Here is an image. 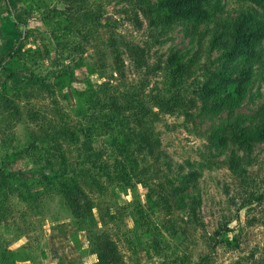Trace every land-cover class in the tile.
<instances>
[{"label":"rangeland","instance_id":"374dc122","mask_svg":"<svg viewBox=\"0 0 264 264\" xmlns=\"http://www.w3.org/2000/svg\"><path fill=\"white\" fill-rule=\"evenodd\" d=\"M41 4L91 8L100 25L91 30L78 22L58 40L33 0H0L2 59L23 36L12 61L18 77L0 75V92L5 88L19 110L0 108V250H22L31 258L23 264L96 262L87 232L73 227L58 195L36 184L41 171L49 172L43 144L55 126H86L74 111L76 94L91 88L138 94L136 109L117 116L114 127L106 128L103 112H97L93 144L104 150L113 179L96 169L100 183L85 186L98 230L116 242L124 264H264V8L248 0H209L206 19L166 22L160 0ZM239 23L263 38L253 55L229 70L251 71L241 101L212 111L197 90L223 70ZM111 38L120 51L118 65ZM131 46L143 48L145 65ZM174 54L184 70L171 85ZM32 76L51 86L36 92L23 83ZM172 94L179 105L165 112L158 101ZM117 130L116 136L127 134L126 155L118 158L107 139ZM218 138L224 144L218 146ZM65 154L77 166V149ZM119 164L127 170L124 179L116 176ZM191 171L197 176L187 182L182 175Z\"/></svg>","mask_w":264,"mask_h":264},{"label":"trees","instance_id":"16d2710c","mask_svg":"<svg viewBox=\"0 0 264 264\" xmlns=\"http://www.w3.org/2000/svg\"><path fill=\"white\" fill-rule=\"evenodd\" d=\"M6 1V0H5ZM39 9H42L44 21L51 27L54 35L60 40L67 34V29L71 26H76L77 23L83 24L86 28L93 30L95 23L99 22L98 14L91 8L84 6H66L63 9L55 7L50 8L44 3L45 0H33ZM209 0H160V6L164 11L166 22L181 21L195 19L201 21L208 17L206 4ZM256 5L264 8V0H248ZM14 22L15 19L13 18ZM238 34L232 35L233 44L230 50L224 54L223 70L217 73H212L209 78L198 88L197 95L202 99L203 103L209 104L208 109L219 111L224 108H232L237 105L243 98L246 85L251 77V71L241 70L240 74H232L230 68L236 64L239 58L248 59L254 54L256 46L263 38L262 32L253 31L248 27L239 23ZM23 36L17 40L15 46L10 50L7 56L2 59L0 53V75L6 80L18 77L17 71L12 66V61H16L20 54V48L16 46L22 40ZM109 49L113 54V59L116 65L122 62L120 51L115 44L113 38L109 41ZM140 66L145 65L143 59V48L131 46L129 48ZM171 66V85L176 82L184 70V64L180 62L179 56L174 54L169 58ZM60 78L55 81V85L60 84ZM27 86H34L32 89L38 92V89H48L51 85L46 83L41 78L35 76L30 77L23 82ZM38 86V87H35ZM91 88L82 92H77V106L75 113L77 116L86 122V126H79L73 130L69 125L55 126L56 133L51 134V138L46 139L43 162L49 172L41 171L39 178L36 181L37 186L42 187L49 193L58 195L62 200L63 205L68 210L73 227L78 230L87 232L91 252L96 256L94 264H124L120 251L116 242L106 232L98 230L96 218L93 213L94 200L85 190V186H97L100 182L97 181L95 171L105 175L108 179H113V176L108 169L106 161H103L104 150L96 149L94 141L97 139L95 122H97V112H103L105 127H114L118 120L117 116H122L126 112H132L137 106V95L130 92H115L106 95L105 93H97L91 91ZM20 91V88H16ZM25 92V91H24ZM29 95L26 94L25 97ZM173 99V94L168 99L159 100L160 108L165 112H171L178 107V101ZM191 101V100H189ZM0 108L3 110H11L17 113L15 102L6 94L5 88L0 92ZM29 117L37 119L38 114L35 111L29 113ZM117 128L121 129L117 126ZM117 130L113 135H108V142L116 149V157L126 155V140L127 134L123 133L120 137L116 136ZM82 135V138H80ZM248 139H254L253 137ZM224 144V138L217 139ZM44 142V140H43ZM41 145V144H40ZM65 145V146H64ZM72 146L77 149V166L69 162L65 152ZM31 147H37L31 144ZM39 147V146H38ZM27 148V147H26ZM32 154L30 149L25 150L24 155L29 157ZM130 166L131 163L129 162ZM120 165V170L116 173L121 179L126 178L123 174L127 170ZM116 166V165H115ZM111 169V168H110ZM117 169V166H116ZM197 172L191 171L189 174H183L182 178L190 182L196 178ZM25 184V182H21ZM4 199V197H3ZM0 197V209L4 202ZM31 258L22 250H0V264H15L20 261H30ZM161 264H183L175 261Z\"/></svg>","mask_w":264,"mask_h":264},{"label":"crops","instance_id":"0c3cea01","mask_svg":"<svg viewBox=\"0 0 264 264\" xmlns=\"http://www.w3.org/2000/svg\"><path fill=\"white\" fill-rule=\"evenodd\" d=\"M25 263H26V261H24ZM19 264H23V262L21 261V262H18Z\"/></svg>","mask_w":264,"mask_h":264}]
</instances>
